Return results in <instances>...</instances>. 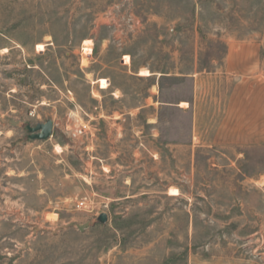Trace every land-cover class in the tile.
Returning a JSON list of instances; mask_svg holds the SVG:
<instances>
[{"label":"rangeland","instance_id":"1","mask_svg":"<svg viewBox=\"0 0 264 264\" xmlns=\"http://www.w3.org/2000/svg\"><path fill=\"white\" fill-rule=\"evenodd\" d=\"M0 264H264V0H0Z\"/></svg>","mask_w":264,"mask_h":264},{"label":"water","instance_id":"2","mask_svg":"<svg viewBox=\"0 0 264 264\" xmlns=\"http://www.w3.org/2000/svg\"><path fill=\"white\" fill-rule=\"evenodd\" d=\"M28 137L32 139H46L51 135L52 132V122L50 120L44 123H37L34 126H26ZM97 220L104 223L107 220L106 213L102 212L98 215Z\"/></svg>","mask_w":264,"mask_h":264},{"label":"built area","instance_id":"3","mask_svg":"<svg viewBox=\"0 0 264 264\" xmlns=\"http://www.w3.org/2000/svg\"><path fill=\"white\" fill-rule=\"evenodd\" d=\"M77 132L80 133L81 130H80V129H77ZM82 205H83V202H82V201H79V202L76 204L77 207H80V206H82Z\"/></svg>","mask_w":264,"mask_h":264},{"label":"bare ground","instance_id":"4","mask_svg":"<svg viewBox=\"0 0 264 264\" xmlns=\"http://www.w3.org/2000/svg\"><path fill=\"white\" fill-rule=\"evenodd\" d=\"M83 43H85V44H89V43H91V41H90V40H84ZM183 104H185V102H183Z\"/></svg>","mask_w":264,"mask_h":264}]
</instances>
